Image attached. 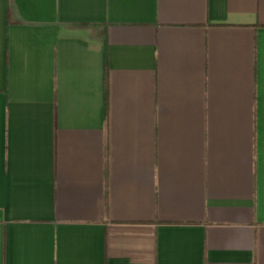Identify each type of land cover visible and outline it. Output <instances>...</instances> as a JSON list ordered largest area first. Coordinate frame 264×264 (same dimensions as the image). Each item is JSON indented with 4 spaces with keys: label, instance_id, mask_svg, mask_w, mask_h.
<instances>
[{
    "label": "crops",
    "instance_id": "obj_1",
    "mask_svg": "<svg viewBox=\"0 0 264 264\" xmlns=\"http://www.w3.org/2000/svg\"><path fill=\"white\" fill-rule=\"evenodd\" d=\"M0 264H264V0H0Z\"/></svg>",
    "mask_w": 264,
    "mask_h": 264
}]
</instances>
